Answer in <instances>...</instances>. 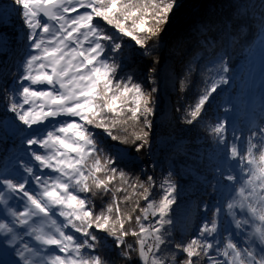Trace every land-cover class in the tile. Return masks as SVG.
Here are the masks:
<instances>
[{
  "label": "snow or ice",
  "instance_id": "1",
  "mask_svg": "<svg viewBox=\"0 0 264 264\" xmlns=\"http://www.w3.org/2000/svg\"><path fill=\"white\" fill-rule=\"evenodd\" d=\"M180 7L0 0V24L21 28L16 56L0 61V128L15 141L0 169V264H264V108L245 130L212 105L230 83L236 37L251 24L264 49V0L258 15L236 0L168 45ZM10 43L0 33V53ZM164 48L177 91L201 85L194 102L175 109L178 122L202 126L215 143L206 171L184 170L193 178L187 192L201 185L209 197L195 198V225L178 226L175 169L158 177L151 159ZM206 51L211 68L197 55ZM113 141L121 147L105 146ZM141 156L149 159L137 167Z\"/></svg>",
  "mask_w": 264,
  "mask_h": 264
},
{
  "label": "trees",
  "instance_id": "2",
  "mask_svg": "<svg viewBox=\"0 0 264 264\" xmlns=\"http://www.w3.org/2000/svg\"><path fill=\"white\" fill-rule=\"evenodd\" d=\"M246 1L248 0H239V2L242 3H246ZM233 2H236V0H216V2L215 0H192L190 5L186 6L183 4V9L179 12L181 14L177 16V20L174 21L168 31V44L171 45L178 35L186 33L188 28L201 18L230 11L228 5ZM195 12L198 13V16H194ZM244 19L248 20V17ZM0 31L7 33L11 43L14 46L16 45V33L20 32L21 29L15 19L13 23L9 25L0 24ZM247 35L248 27L236 37L235 42L231 46L230 83L226 86H222L218 90L219 94L216 96V99L212 101L213 110L216 111L218 115L226 116L230 122V127L235 125L240 128L241 124L248 118V110L258 106L260 96L264 90V49H261L257 45L256 42L258 37H256L255 41L247 49L245 47ZM250 48L254 49L251 54L249 53ZM162 51L164 56L162 69H164V67H169L172 71L176 66V62L172 59L170 52H166L167 48L162 49ZM197 55L203 58L202 66L208 65V67L211 68V61L213 60V53L211 51L200 52ZM157 78H159V75ZM200 90L201 85L200 82L197 81L196 87L192 88L186 96L183 93H179L180 101L178 106L184 103L190 104L194 102ZM155 103V143L151 156V159L156 163L155 174L159 177L167 169H175L176 179L181 190L178 201L181 199L196 200V197L209 199L207 196H202L204 189L201 185H196L194 195L187 192L193 178L186 175L184 170L186 168H192L199 172L206 171V157L215 147L214 140L206 134V131L201 130L202 126L188 127L179 123V113L175 115L169 111H165V101L163 97H161L160 102H158L155 96ZM224 104L230 105L231 111L227 113L221 112L220 106ZM181 142L187 146L183 154L177 151V144ZM14 143L15 141L12 134L3 129V133L0 136V153L2 147H4V152L14 149ZM116 145L121 146L114 141L105 146L114 149ZM4 158V155L0 154V165L2 167L5 166L2 161ZM148 159L149 157L141 156L140 161L136 162V166L140 167L143 165V162ZM199 219L200 214L197 212L194 225Z\"/></svg>",
  "mask_w": 264,
  "mask_h": 264
},
{
  "label": "rangeland",
  "instance_id": "3",
  "mask_svg": "<svg viewBox=\"0 0 264 264\" xmlns=\"http://www.w3.org/2000/svg\"><path fill=\"white\" fill-rule=\"evenodd\" d=\"M184 1L181 0V7H180L179 11L176 13L175 18L172 21V24L174 23V21L177 20V16H179L181 14L179 12L182 11L183 4H185L186 6L190 5L192 0H184ZM211 1H214V0H211ZM249 1H252V0L246 1V4L250 5L251 2L249 3ZM215 2H216V0H215ZM254 10H256V9L251 8L250 12L252 13ZM259 13H260V10H259ZM194 16H198V13L195 12ZM13 21H14V19L9 24L13 23ZM16 22H17L18 26L20 27L19 21L16 20ZM9 24H3V25H9ZM0 33H4V34H6L8 36V34L3 32V31H0ZM167 38L168 37H166V40L168 42ZM15 46L12 43H10L9 48L6 49L3 53H0V61H4V60H6L4 62L12 61L14 58L13 57L11 58L10 55L12 54L11 56H13V53L16 51V47ZM166 52L169 53L170 51L167 49ZM7 54H8V57L5 59ZM167 65H168V63H167ZM175 67H174V69H175ZM174 69L172 71H171V69H169V67H166V68L164 67V69H162V71L159 74V78H157L156 87H157L158 91L154 95L157 97V101L158 102H160L161 97H163L164 101H165V103H164L165 111L166 112L169 111L172 114L176 115L177 112L175 111V109L178 107V103L180 101V98H179V92L177 91V87H176V75H175V70ZM263 78H264V76H263ZM155 96H154V101H155ZM263 96H264V93H263L262 96H260V98L262 97L261 98V102L262 103H264ZM262 107L264 108V104H263ZM248 114H250V112H248ZM251 115L252 116H254V115L257 116L258 115L257 111H252ZM246 120L241 124V127H240V128H244L245 130H246L247 126L250 123V122H246ZM2 133H3V128H0V136L2 135ZM119 147H121V146L116 145V148H119ZM12 153H13V149H10L8 152H4V147L1 148V153L0 154L4 155V157H5L4 161L6 162V164L10 163V161L12 159V157H11ZM158 193L159 192L157 191L156 194L158 195ZM174 209H175V219L177 221L178 226H179V223H180V221L182 219H184L188 224L191 225L192 218L195 215V202L194 201H191L189 199H187V200L186 199H181V200H179L177 202V205L174 206Z\"/></svg>",
  "mask_w": 264,
  "mask_h": 264
},
{
  "label": "bare ground",
  "instance_id": "4",
  "mask_svg": "<svg viewBox=\"0 0 264 264\" xmlns=\"http://www.w3.org/2000/svg\"><path fill=\"white\" fill-rule=\"evenodd\" d=\"M261 2H262V0H256L253 8L256 9V10L260 9Z\"/></svg>",
  "mask_w": 264,
  "mask_h": 264
}]
</instances>
